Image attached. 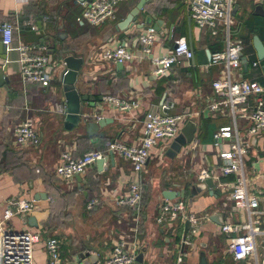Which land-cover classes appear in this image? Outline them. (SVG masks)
<instances>
[{"label":"crops","instance_id":"crops-1","mask_svg":"<svg viewBox=\"0 0 264 264\" xmlns=\"http://www.w3.org/2000/svg\"><path fill=\"white\" fill-rule=\"evenodd\" d=\"M69 1L0 0V26L10 22L16 27L15 46L46 45L52 60L51 83L43 87L24 81L20 74V54L16 49L9 50L10 63L4 73L9 82L0 86V220L10 201L34 202L30 213L13 217L6 226L7 230L40 232L41 242L34 247V264L49 263L45 247L49 238L62 242L61 264H99L108 257L116 242L131 241L135 230L141 249L145 250L142 262L137 264H177L180 255H183V264H200L201 252H205L208 264H220L223 256V262L238 264L227 258L228 237L221 234V225L210 219L214 214H222L225 224H230L243 223L247 217L246 211L236 209L231 199L232 189L225 191L218 186L219 182H234L235 177H224L218 170L213 171L221 164L215 133L230 125L244 133L250 126L246 118L234 120L229 114L206 109L209 101L218 100L212 84L223 70L222 65L210 64L208 51L215 53L225 47L223 34L214 37L196 25L190 15V0H150L139 17L144 28L134 27L120 33L115 30L116 24L140 0L120 3L116 19L99 26L78 21L85 10L81 4L73 10L66 6L62 9ZM235 7L233 36L242 43L243 56L249 63L248 68L243 66L235 72V78L264 86V60L260 61L254 47L256 35L264 42V4L260 0H235ZM160 21L153 48L155 56L169 54L180 40H186L195 54L193 60L174 66L163 77L154 75L152 62L138 41L147 27H155ZM117 46L132 52L134 60L120 66L100 59L103 49ZM51 51L55 53L51 55ZM69 55L83 58L77 90L96 100L93 111L88 109L92 114L87 119L92 120L94 116L114 119L94 137L82 122L71 128L65 126L63 84L58 67L60 60ZM109 96L135 100L140 107L122 111L107 101ZM172 99L176 101L175 113L189 115L187 122L194 120L198 124L193 143L182 147L175 158L167 156L172 143L163 142L152 150L140 173L134 171L130 161L114 154V164L107 159L108 170L99 172L94 164L80 180L67 182L56 174L63 151L81 157L90 151H106L113 141L138 144L143 136L146 113L161 112L163 100L165 103ZM254 103L253 96L248 104ZM27 120L35 124L41 136L38 147H21L15 142V129ZM251 145L244 172L252 183V192L260 196V209L264 210V135L256 137L255 142L252 140ZM224 147L228 148L229 144L224 143ZM204 169L212 171L213 194L206 188L192 202L188 196L173 201L162 197L164 190L186 189L188 195L191 186L200 182L198 177ZM136 182L143 190L140 211L117 203ZM40 193L47 194V198L37 200L36 195ZM93 200L98 204L89 210ZM167 203L184 204L188 213L201 219L192 244L182 246L188 232L187 223L171 221L163 213ZM30 216L37 219V228L26 221ZM218 256L219 260H215Z\"/></svg>","mask_w":264,"mask_h":264},{"label":"built area","instance_id":"built-area-1","mask_svg":"<svg viewBox=\"0 0 264 264\" xmlns=\"http://www.w3.org/2000/svg\"><path fill=\"white\" fill-rule=\"evenodd\" d=\"M125 0H92L85 6V10L78 21L91 26H99L116 19L117 7ZM264 4V0H260ZM190 15L196 25L210 32L214 37L223 34L225 47L212 53L210 64L223 66L222 75L212 84L218 100L209 101L206 109L210 112L229 114L234 120L238 117L246 118L250 122L249 128L241 133L236 127L226 126L214 135L215 145L219 148L217 158L221 164L213 168L221 176H234L232 183L219 182L222 190L232 189L231 199L239 211H246V221L243 223L224 224L220 232L228 237L227 250L234 262L238 264H264V210L260 209V196L252 192V183L246 177L245 157L250 152L253 138L264 135V86L258 82L237 80L235 72L243 68V45L233 37V12L235 0H190ZM36 29V27H34ZM16 27L5 22L0 26L2 42L9 50H17L20 54V74L24 81L49 87L51 76L49 66L52 64L48 55V46L33 47L25 44L15 46ZM157 32L149 26L139 37L144 55L150 58L154 75L163 77L170 74L173 67L183 61L194 59V51L186 40L176 43L174 49L167 55L155 56L153 48ZM135 55L124 46L105 48L100 53V59L114 64H125L133 61ZM257 66V63H254ZM255 97L254 105L248 100ZM109 103L116 105L122 111L136 110L140 107L135 100L109 96ZM175 100H168L161 106V112H147L143 122V136L138 144L128 145L122 141L109 143L106 151H90L81 157H74L69 151H63L56 174L62 180L73 181L84 174L97 160L107 158L109 152L130 161L134 171L142 172L151 157L152 150L163 142H173L181 133L187 122L182 113H175ZM102 116H94L92 120H99ZM192 118V116H190ZM18 146L38 147L41 136L31 120L17 126L14 132ZM224 143L229 147L225 148ZM212 171L204 169L198 177L200 182L212 178ZM213 179V178H212ZM257 179V178H256ZM143 200V190L138 183L130 185L127 195L118 198V205L140 211ZM98 201L93 200L88 209H93ZM34 202L29 200H13L7 204L3 219L0 220V264H34V247L41 242L38 231L7 230V223L15 216L27 215L32 211ZM171 221L181 220L189 222V230L182 241V246L192 244L194 237L200 230L201 219L193 213H188L184 204L167 203L163 207ZM180 246V248L182 247ZM49 256L48 264H61L62 242L56 238H49L45 243ZM262 250V251H261ZM142 252L137 232L131 236V241L122 239L116 242L108 257L99 264H137ZM177 264H183V255L177 259Z\"/></svg>","mask_w":264,"mask_h":264},{"label":"water","instance_id":"water-1","mask_svg":"<svg viewBox=\"0 0 264 264\" xmlns=\"http://www.w3.org/2000/svg\"><path fill=\"white\" fill-rule=\"evenodd\" d=\"M150 0H140L139 3L131 10V12L127 15V17L122 20L121 22L117 23L115 26V30L120 32H127L130 29L136 27L138 29L144 28L145 24L141 22L140 20V14L142 10L145 8V6L149 3ZM92 0H70L69 2H66L64 6L61 8L63 9L65 6L68 7L70 10H73L77 8L80 4L83 6H86L87 4L91 3ZM237 8H234L233 16L235 15V10ZM61 15V12L59 13ZM255 14H259L256 12ZM65 21V18H64ZM65 22H63L64 25ZM162 24V21L158 22V24L155 25L156 31H160L159 28H157L159 25ZM73 26V24H71ZM62 26H58V29H61ZM254 47L257 51L258 58L260 61L264 60V42L261 40V38L256 35L254 37ZM64 53V50L61 51ZM55 52L51 51L50 54L53 55ZM212 53L208 51V57L211 59ZM9 57V51L6 45H4L3 42L0 43V86L4 85V83H8L9 79L7 76H5V72L8 70V66L10 61L8 62ZM242 63L244 68L249 67V63L246 57L242 56ZM83 65V58H76L73 55L65 56L63 59L60 60V68L59 70V76L60 81L63 84L62 87V93L64 97V114H65V126L67 128H71L73 126L79 125L81 122L85 125V128L89 135L91 137H94L100 128H105L108 124H112L114 122V119L107 118L102 116L99 120H89L87 119V115L90 116L92 113L90 111H93V103L96 102L94 98H91L90 96L80 94L77 90V81L80 75V70ZM118 65H124V64H118ZM53 68V67H52ZM164 100L161 104L163 105ZM87 104V105H86ZM87 106V107H86ZM90 111H89V110ZM162 115H165L163 111H161ZM91 117V116H90ZM198 124L194 120H189L185 126L182 129V133L172 142L170 145L169 150L167 151V156L170 158H175L176 155L181 151L182 147L192 144L195 138V135L197 133ZM114 142V141H113ZM253 142H255V138L253 139ZM109 159L111 160L112 164L115 162V157L113 152H109L108 155ZM97 170L99 172H103L108 170L107 165V158H103L100 160H97L95 163ZM139 178V174H137V180ZM76 179L80 180L81 175L77 176ZM138 183V182H136ZM206 188H210V193L213 194L214 191V181L212 178H209L205 180L204 182H198L191 186L189 193L187 195L186 189L180 190V191H174V190H164L162 192V197L165 200L173 201L177 198L185 199L187 196L189 197L190 201L192 202L195 197H197L199 194H201ZM47 194L40 193L36 195V199H46ZM214 223L223 226L225 222L223 221L222 214H214L210 218ZM29 224V226L33 228H37V219L34 216H30L26 220ZM190 224L187 222L186 229L189 230ZM186 231V232H187ZM144 249L138 256V262H142V259L144 257ZM200 264H208L207 257L205 252H201L200 254Z\"/></svg>","mask_w":264,"mask_h":264},{"label":"rangeland","instance_id":"rangeland-1","mask_svg":"<svg viewBox=\"0 0 264 264\" xmlns=\"http://www.w3.org/2000/svg\"><path fill=\"white\" fill-rule=\"evenodd\" d=\"M233 37H234V36H233ZM234 38H235V37H234ZM223 257H224V256H223ZM223 257H221L220 260H219V256H218L217 258H215V260L218 259L219 262H220V264H227V263H230L229 261H225V262H223ZM227 258L230 259V260L232 259L229 255H227ZM213 260H214V259H213ZM214 264H217V262H215Z\"/></svg>","mask_w":264,"mask_h":264}]
</instances>
